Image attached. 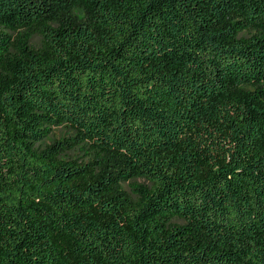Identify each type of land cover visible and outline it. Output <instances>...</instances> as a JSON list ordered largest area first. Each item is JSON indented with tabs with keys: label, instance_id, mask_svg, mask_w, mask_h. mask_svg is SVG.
I'll list each match as a JSON object with an SVG mask.
<instances>
[{
	"label": "trees",
	"instance_id": "1",
	"mask_svg": "<svg viewBox=\"0 0 264 264\" xmlns=\"http://www.w3.org/2000/svg\"><path fill=\"white\" fill-rule=\"evenodd\" d=\"M0 264H264V0H0Z\"/></svg>",
	"mask_w": 264,
	"mask_h": 264
},
{
	"label": "rangeland",
	"instance_id": "2",
	"mask_svg": "<svg viewBox=\"0 0 264 264\" xmlns=\"http://www.w3.org/2000/svg\"><path fill=\"white\" fill-rule=\"evenodd\" d=\"M63 136H68V133L66 132V130L63 128H57L54 130L53 136L47 140L46 144H51L55 139L61 138ZM75 153H77V151ZM75 153L71 155L72 158H76L77 154H75ZM137 182L138 183H144L143 180H138ZM125 188L128 190L127 186H125Z\"/></svg>",
	"mask_w": 264,
	"mask_h": 264
}]
</instances>
